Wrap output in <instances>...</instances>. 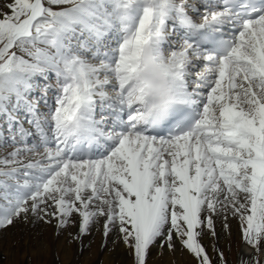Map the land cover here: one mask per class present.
Returning a JSON list of instances; mask_svg holds the SVG:
<instances>
[{"label": "snow or ice", "instance_id": "6c2138e0", "mask_svg": "<svg viewBox=\"0 0 264 264\" xmlns=\"http://www.w3.org/2000/svg\"><path fill=\"white\" fill-rule=\"evenodd\" d=\"M17 225L81 250L100 232L129 264H264V0H0Z\"/></svg>", "mask_w": 264, "mask_h": 264}, {"label": "rangeland", "instance_id": "374dc122", "mask_svg": "<svg viewBox=\"0 0 264 264\" xmlns=\"http://www.w3.org/2000/svg\"><path fill=\"white\" fill-rule=\"evenodd\" d=\"M217 229L220 230L219 224ZM233 232L235 233V230ZM13 240L19 242L15 247L12 245ZM40 241L47 247L42 249L40 255H36ZM227 242L225 239L222 246ZM101 243V234L96 232L93 236L84 238L85 247L81 250L75 243L65 244L63 237L55 240L51 226L41 225L36 229H29L17 225L7 232H0V264H23L25 252L33 255L31 264H129L127 249L122 243L117 241L113 244L109 240L108 245L103 248ZM235 255L236 243L233 237V248L229 258L234 261ZM149 264H190V258L179 253L175 256L168 253L157 256L153 250Z\"/></svg>", "mask_w": 264, "mask_h": 264}, {"label": "bare ground", "instance_id": "6f19581e", "mask_svg": "<svg viewBox=\"0 0 264 264\" xmlns=\"http://www.w3.org/2000/svg\"><path fill=\"white\" fill-rule=\"evenodd\" d=\"M232 229L233 230H236V227H235V223L234 222L232 223ZM217 230H219V229H217Z\"/></svg>", "mask_w": 264, "mask_h": 264}]
</instances>
